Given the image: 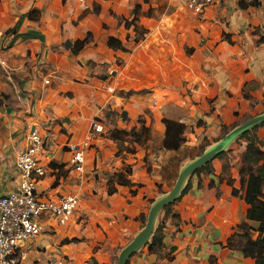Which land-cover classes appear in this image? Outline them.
I'll list each match as a JSON object with an SVG mask.
<instances>
[{"label":"crops","instance_id":"0c3cea01","mask_svg":"<svg viewBox=\"0 0 264 264\" xmlns=\"http://www.w3.org/2000/svg\"><path fill=\"white\" fill-rule=\"evenodd\" d=\"M93 4L99 7L97 16L112 8L104 0H0V33L11 29L13 35L31 32L43 36V40L17 38L12 48L20 54L29 50V57L27 69L20 67L25 71L20 86L10 90L8 98L0 99V195L17 187L14 159L27 144L25 124H33L45 141L39 155L45 174L36 182L37 191L45 197L72 193L78 198L77 209L64 225L42 221V232L26 245L24 264H61L65 255L74 264H109L115 237H132L138 231L141 225L136 217L146 209L143 195L150 193L159 180L157 173L158 180L141 167L145 154L152 171L163 157L192 145L196 136L218 135L221 126L234 127V120L250 110L251 117L264 112V0H258L248 14H236L228 24L227 29L234 34L231 43L212 40L201 49L192 48L189 55L173 56V81L166 77L155 83L148 96L127 97L107 93V79L95 78V69L86 64L87 60L98 63L102 56L99 51L106 53V36L99 43L93 35L76 55L63 47L64 41L91 33L89 24H96V15L88 11ZM31 9L37 10L35 20L27 18ZM240 26L247 30L236 35ZM166 62L170 63L167 58ZM45 66L54 73L60 69L63 72L52 75L48 78L51 83L44 84L42 80L49 74H43L40 68ZM95 118L102 130L91 134L88 129ZM163 118L182 123L186 129L193 122L200 126L194 124L193 133L184 130L185 141L177 149L167 150L162 148ZM138 119L149 128L152 139L157 136V146L153 140L148 141L149 148L136 145L134 153L122 159L115 157V142L105 133L135 128ZM260 124L258 139L259 132H264V122ZM84 142L89 146L85 150ZM69 144L78 145L83 152L81 171L71 167ZM243 148L244 144L239 153ZM123 162H132L128 179L139 184V190L131 194L130 187L116 185L115 191L107 194L106 179L119 171ZM211 162L213 174L201 173L199 185L191 181L169 213H162L164 255L157 257L143 246L129 257L128 264H253L251 258L224 246L237 224L246 221L254 225L245 219L247 177L238 173L237 156L229 167L228 181L219 178L221 165L217 159ZM50 163L61 167L52 168ZM70 237L83 240L60 246L62 239ZM87 259L91 261L85 262Z\"/></svg>","mask_w":264,"mask_h":264},{"label":"rangeland","instance_id":"374dc122","mask_svg":"<svg viewBox=\"0 0 264 264\" xmlns=\"http://www.w3.org/2000/svg\"><path fill=\"white\" fill-rule=\"evenodd\" d=\"M104 1H106V3L109 2L112 7L109 10L107 9V11L104 12L105 14L102 12V14L100 13L101 16H97L99 13V7L95 4H93L89 11L87 10L88 12H93L96 15V24H89L91 30L90 40H93L92 38L94 35L100 41L99 43H101L105 36H111L120 42V47L118 49L107 47L105 44V38L103 46L105 49H107L106 53L104 51H99L102 56L99 58L98 63L87 60L86 64L92 66V68L95 69V78L101 80L107 79L108 85L106 84L104 87L107 93H116L122 97H127L130 94L148 96L147 94L149 92L153 93L156 82H161L166 77H168L170 81H173V74H170L173 72V56H177L178 54L184 55L185 51L188 49H191L192 51V48L195 47L201 49L205 43L212 40L216 42L226 41L231 43L230 36L234 34L229 32L230 30L227 29L228 24H231L236 14H243L244 12V14H248L247 10L251 7H254L253 4L258 3V0H219L218 3L210 5L202 13L194 14L182 6L177 0ZM97 2L99 3V0H97ZM135 4H138L139 7L131 14L130 10ZM241 5L245 7L241 9ZM134 17L135 21L130 22L131 25L124 26L125 21H131V19ZM10 30L11 29H8L0 33V99L8 98L10 95V90L20 86V81L22 79L21 77L25 74V71L20 70V67L27 69L28 65L27 58L29 57V50H27L25 53L22 52L21 54L14 49L12 50L16 43H14V41L13 44L9 45L11 34L13 35V32L10 33ZM246 30L247 28L245 26H240L238 29H236V35H240ZM251 32L254 33L255 31L252 30ZM97 42L95 45L99 46ZM166 58L170 61V63L166 62ZM111 69H116V73H110L109 71ZM40 71L43 72V74L48 71V78H51L52 75L61 74L63 72L60 69L58 72L54 73L49 66L47 68L45 66L44 69L40 68ZM165 73L167 74L166 76H164ZM188 79L191 80L194 78L188 76ZM74 81L82 83L77 79H74ZM155 97L157 96L155 95ZM106 112L107 111H104V115H106ZM109 112L112 113L113 116V111ZM252 115L253 112L251 110L249 112H245L240 118L234 120V123H232L231 126L240 124ZM139 120L140 119L137 121L138 125H140L142 122V120H140L141 122ZM54 122V124L60 125L59 121L54 120ZM95 122L98 123V119L95 118L90 122L88 131L91 134L94 132L92 125ZM194 124L195 126H200L199 122H193L190 125L187 124L189 127L185 130H191L193 133L194 131L192 130V127ZM258 127H261V124L255 126V129L252 132L255 134V136H257V132L259 131ZM138 128L139 126H135V130H138ZM229 128L231 127L221 126L220 133L214 136H196V140L192 145H184L180 150H176L175 153H170V155L163 157L161 159V164L156 165L158 168H154L152 171L150 158L148 154H145V156L142 158L141 167L147 170V173L153 177H156L155 174L157 173L159 180L157 179L158 177H156L158 181L154 183L151 192L143 195V198H145L146 201L145 213L142 214L144 216L143 221L145 219L147 209L153 200L163 195L171 188L179 169L184 164L199 155L203 150L208 148V146L213 144V140H215V138H220V136L224 135ZM198 132L199 131L197 130V133ZM106 134L109 136V133H105V136ZM259 134L261 137L260 139L264 140V132H259ZM241 135L231 140L224 147V149L221 151L222 155L220 157H214L209 161L211 167L210 174H213V162L211 161L215 160V158L217 159L219 165H221V170L219 173L220 179L227 181L230 180L229 167L234 165L233 159H235L236 156L238 164L237 170L239 169V149L247 142V140ZM155 139H157V136H154L152 139V136L150 137L149 132L148 138L142 143L137 144L132 141L129 135H118V139L113 140L116 146V152L114 156L119 159L125 158L127 154L134 153L136 145L141 146L144 149L149 148L151 145L148 141L152 140L156 143L155 146H157V140ZM86 148H89V146L84 145L83 150ZM130 149H132V153L130 152ZM87 152L89 153L90 151ZM91 155L93 156V152ZM89 157L92 160L90 155ZM130 163L123 162V165H121L122 167H120L123 168L125 165L129 166V175L131 174V166L129 165ZM200 175L201 173H192L187 178V180L189 182L195 181L197 185H199V181H201ZM128 187L131 188L130 192L132 190L135 192L137 188L139 190L140 185L133 184ZM176 202L177 201H175L173 204ZM161 215L162 209L156 218L155 227L161 222ZM143 223L144 222L139 221V225L142 226ZM128 235L129 234H126V238L121 239L120 237H115L114 247L110 253L109 264H115L118 251L132 238L127 237ZM251 235L254 237L255 233L251 232ZM82 240L83 237L64 238L62 241H60V246L65 243H75ZM144 247L146 246L144 245ZM134 254L136 253H133L132 255ZM154 254L156 256L157 254L164 255L161 252V249L156 251ZM62 257L63 258L60 259L61 264H74L69 260L67 255ZM90 261L91 260L88 261V259L87 261L85 260L87 263ZM128 261L129 258L126 264H128Z\"/></svg>","mask_w":264,"mask_h":264},{"label":"trees","instance_id":"16d2710c","mask_svg":"<svg viewBox=\"0 0 264 264\" xmlns=\"http://www.w3.org/2000/svg\"><path fill=\"white\" fill-rule=\"evenodd\" d=\"M254 7L257 4H253ZM139 5L135 4L130 10L132 14L138 9ZM245 6H240L244 8ZM135 16V15H134ZM27 18L35 20L37 18V10L31 9L27 13ZM135 17L131 21H125L124 26L131 25L130 22H134ZM90 32H86L83 38L76 39L72 42L66 40L63 42V47L69 49L72 55H76L86 44L91 40ZM106 46L112 49H118L120 42L111 36L106 37ZM191 49L185 51V54H190ZM122 117L125 118V114L122 112ZM141 122V121H140ZM165 127L164 136L162 139V148L167 150L177 149L181 142H183V132L186 126L182 123L172 120L162 119ZM257 126V125H256ZM255 126L249 131H245L243 136L247 142L244 145L243 150L240 153V166L238 173L247 176L245 190H244V202L246 204L245 219L247 221L254 222V226L248 224L246 221L241 222L235 226L233 232L227 238L225 247L237 250L243 257H249L253 260V264H264V140L258 139L253 132ZM118 135H129L133 142L140 144L145 141L149 136V128L144 126L141 122L138 130L131 128L130 130H109V138L117 140ZM132 153V149H130ZM222 152H219L215 157H220ZM52 168H59L61 165L50 163ZM211 171L210 163L207 162L200 168L195 170L194 174H208ZM130 173V167L124 166L121 170L114 172L106 179V192L111 194L115 191L116 185L131 186L132 182L128 179ZM190 187V182L187 180L180 194L176 199L162 208L163 215L169 213L171 205L179 200V198L186 193ZM134 194V190L130 192ZM143 215L140 214L136 218L140 222L143 221ZM145 220V219H144ZM251 232L255 235L252 237ZM146 248L155 253L162 247V223H158L155 227L153 234L149 241L145 244ZM158 257L162 255L157 254Z\"/></svg>","mask_w":264,"mask_h":264},{"label":"built area","instance_id":"2783aa9c","mask_svg":"<svg viewBox=\"0 0 264 264\" xmlns=\"http://www.w3.org/2000/svg\"><path fill=\"white\" fill-rule=\"evenodd\" d=\"M194 14H200L219 0H177ZM252 1V0H245ZM110 73H116L111 69ZM48 84V77L43 78ZM26 146L17 152L14 165L18 175L17 187L0 195V264H24L26 245L42 232V221L64 225L78 207L75 194L67 193L45 197L36 189V182L45 174L39 155L45 141L36 125L25 124ZM94 132H100L99 123H93ZM86 143H83V146ZM72 156L71 167L81 171L84 164L82 150L76 144H69Z\"/></svg>","mask_w":264,"mask_h":264},{"label":"water","instance_id":"95a60500","mask_svg":"<svg viewBox=\"0 0 264 264\" xmlns=\"http://www.w3.org/2000/svg\"><path fill=\"white\" fill-rule=\"evenodd\" d=\"M17 38H38L43 40L41 34L31 33V32H21L14 34L9 45ZM264 122V112L247 120L241 122L240 124L232 127L228 132H226L220 139L211 144L208 148L203 150L199 155L194 157L192 160L184 164L178 171L176 178L171 186V188L154 199L149 205L145 220L142 226L136 231L132 238L118 251L115 264H126L128 258L139 251L150 239L151 235L155 230V221L160 212V210L167 204L172 203L176 197L180 194L182 188L184 187L187 178L198 168H200L205 163L212 160L219 152H221L224 147L234 138L241 135L245 131L251 129L252 127Z\"/></svg>","mask_w":264,"mask_h":264}]
</instances>
